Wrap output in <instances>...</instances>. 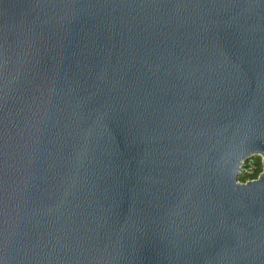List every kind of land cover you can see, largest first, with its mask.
Instances as JSON below:
<instances>
[{
  "label": "water",
  "instance_id": "water-1",
  "mask_svg": "<svg viewBox=\"0 0 264 264\" xmlns=\"http://www.w3.org/2000/svg\"><path fill=\"white\" fill-rule=\"evenodd\" d=\"M0 264H264V0H0Z\"/></svg>",
  "mask_w": 264,
  "mask_h": 264
},
{
  "label": "trees",
  "instance_id": "trees-1",
  "mask_svg": "<svg viewBox=\"0 0 264 264\" xmlns=\"http://www.w3.org/2000/svg\"><path fill=\"white\" fill-rule=\"evenodd\" d=\"M250 163L252 164L250 171L239 176L241 182L257 178L263 169L261 158L259 156L253 158ZM246 167H248V165Z\"/></svg>",
  "mask_w": 264,
  "mask_h": 264
},
{
  "label": "rangeland",
  "instance_id": "rangeland-1",
  "mask_svg": "<svg viewBox=\"0 0 264 264\" xmlns=\"http://www.w3.org/2000/svg\"><path fill=\"white\" fill-rule=\"evenodd\" d=\"M251 161H249V163H248V167L247 168H245L244 169V171L241 173V174H245V173H247V172H249L250 171V169H251V166H252V164L250 163ZM263 167V166H262Z\"/></svg>",
  "mask_w": 264,
  "mask_h": 264
},
{
  "label": "built area",
  "instance_id": "built-area-1",
  "mask_svg": "<svg viewBox=\"0 0 264 264\" xmlns=\"http://www.w3.org/2000/svg\"><path fill=\"white\" fill-rule=\"evenodd\" d=\"M249 163V162H248ZM248 163H247V165H248ZM245 168H247V167H245ZM245 168H243V169H245Z\"/></svg>",
  "mask_w": 264,
  "mask_h": 264
}]
</instances>
